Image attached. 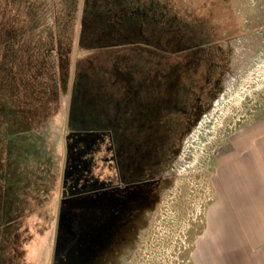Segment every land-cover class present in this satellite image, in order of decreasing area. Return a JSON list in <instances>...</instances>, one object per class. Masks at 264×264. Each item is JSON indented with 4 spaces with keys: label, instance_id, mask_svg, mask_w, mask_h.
<instances>
[{
    "label": "rangeland",
    "instance_id": "rangeland-1",
    "mask_svg": "<svg viewBox=\"0 0 264 264\" xmlns=\"http://www.w3.org/2000/svg\"><path fill=\"white\" fill-rule=\"evenodd\" d=\"M129 2L0 0V264L48 262L78 87L124 91L111 84L128 69L145 81V98L164 99L157 88L182 78L184 88L167 90L181 110L160 111L176 123L181 150L147 231L148 264H190L192 240L217 202L218 162L237 140L264 134V0H141L144 29L122 25ZM156 12L167 20L155 24L165 31L158 39L144 31ZM174 28L184 30L174 37Z\"/></svg>",
    "mask_w": 264,
    "mask_h": 264
},
{
    "label": "flooded vegetation",
    "instance_id": "flooded-vegetation-1",
    "mask_svg": "<svg viewBox=\"0 0 264 264\" xmlns=\"http://www.w3.org/2000/svg\"><path fill=\"white\" fill-rule=\"evenodd\" d=\"M121 17L122 25L132 23L136 29L147 24L140 16ZM178 29L169 32L175 37ZM162 30L154 24L145 32L158 39ZM181 46L175 42L172 48ZM115 72L117 67L109 73ZM126 72L111 84L123 83L124 91L93 87L75 91L64 125V158L47 264H136L138 256V264H148L147 231L172 183L181 150L174 143L176 123L162 122L160 111L170 106L174 112L181 110L167 90L178 84L184 87L180 78L167 84V90L157 88L156 93L166 98H145V81ZM192 126L190 120L186 132Z\"/></svg>",
    "mask_w": 264,
    "mask_h": 264
},
{
    "label": "crops",
    "instance_id": "crops-1",
    "mask_svg": "<svg viewBox=\"0 0 264 264\" xmlns=\"http://www.w3.org/2000/svg\"><path fill=\"white\" fill-rule=\"evenodd\" d=\"M251 134L218 162L217 202L192 240L190 264H264V134ZM239 147L248 148L243 158Z\"/></svg>",
    "mask_w": 264,
    "mask_h": 264
},
{
    "label": "trees",
    "instance_id": "trees-1",
    "mask_svg": "<svg viewBox=\"0 0 264 264\" xmlns=\"http://www.w3.org/2000/svg\"><path fill=\"white\" fill-rule=\"evenodd\" d=\"M133 1V2H132ZM130 0V2H129V5H128V7H127V11H122L121 12V14L123 15L124 13H127V14H129V16H133V17H138L139 15H141L140 13L141 12H143V10H140L139 8H140V6H139V4H140V1L139 0ZM132 3H133V5H132ZM151 14H153V12H151ZM155 19H156V22H154V24H160V23H162V22H165V21H167V20H165L160 14H157V12H156V14L153 16ZM118 18V17H117ZM120 18H122L121 16H120ZM152 19V18H151ZM152 26V25H151ZM158 26V25H157ZM84 28H86L85 26H84V24H83V30H85ZM147 29V28H146ZM145 29V30H146ZM162 29V28H161ZM144 30V31H145ZM171 29H169V31H170ZM182 30H184V28H179L178 29V31L176 32V34L177 35H180L181 34V32L180 31H182ZM112 34V33H111ZM97 35V34H96ZM109 36H110V34H109ZM103 43H106V42H104L103 41ZM121 43V42H120ZM198 70H200V68H198Z\"/></svg>",
    "mask_w": 264,
    "mask_h": 264
},
{
    "label": "water",
    "instance_id": "water-1",
    "mask_svg": "<svg viewBox=\"0 0 264 264\" xmlns=\"http://www.w3.org/2000/svg\"><path fill=\"white\" fill-rule=\"evenodd\" d=\"M262 36H263V40H264V29H263V31H262Z\"/></svg>",
    "mask_w": 264,
    "mask_h": 264
}]
</instances>
